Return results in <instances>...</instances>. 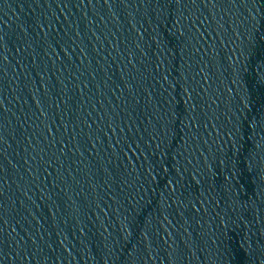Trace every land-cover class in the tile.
Segmentation results:
<instances>
[{
	"label": "water",
	"instance_id": "water-1",
	"mask_svg": "<svg viewBox=\"0 0 264 264\" xmlns=\"http://www.w3.org/2000/svg\"><path fill=\"white\" fill-rule=\"evenodd\" d=\"M0 264H264V0H0Z\"/></svg>",
	"mask_w": 264,
	"mask_h": 264
}]
</instances>
